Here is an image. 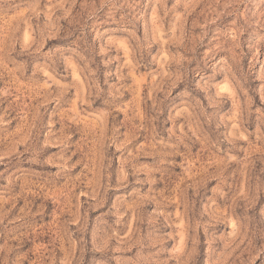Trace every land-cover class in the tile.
I'll list each match as a JSON object with an SVG mask.
<instances>
[{
    "label": "rangeland",
    "instance_id": "1",
    "mask_svg": "<svg viewBox=\"0 0 264 264\" xmlns=\"http://www.w3.org/2000/svg\"><path fill=\"white\" fill-rule=\"evenodd\" d=\"M0 264H264V0H0Z\"/></svg>",
    "mask_w": 264,
    "mask_h": 264
}]
</instances>
